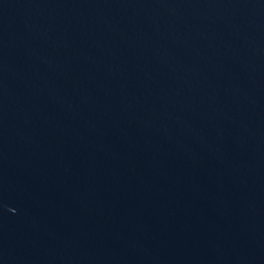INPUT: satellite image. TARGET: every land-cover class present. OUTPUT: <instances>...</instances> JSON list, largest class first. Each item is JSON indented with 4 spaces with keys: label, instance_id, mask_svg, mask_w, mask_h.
<instances>
[{
    "label": "water",
    "instance_id": "95a60500",
    "mask_svg": "<svg viewBox=\"0 0 264 264\" xmlns=\"http://www.w3.org/2000/svg\"><path fill=\"white\" fill-rule=\"evenodd\" d=\"M0 264H264V0H0Z\"/></svg>",
    "mask_w": 264,
    "mask_h": 264
}]
</instances>
